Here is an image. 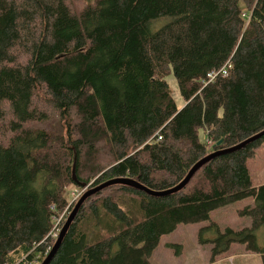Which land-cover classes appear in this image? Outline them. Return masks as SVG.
I'll return each mask as SVG.
<instances>
[{"label": "trees", "instance_id": "1", "mask_svg": "<svg viewBox=\"0 0 264 264\" xmlns=\"http://www.w3.org/2000/svg\"><path fill=\"white\" fill-rule=\"evenodd\" d=\"M262 132L264 0H0V264L48 256L67 189H82L73 164L89 189L150 194L88 197L48 264H150L163 236L199 222L211 260L241 244L264 264V184L248 169L264 134L226 151ZM245 199L249 227L211 221Z\"/></svg>", "mask_w": 264, "mask_h": 264}, {"label": "rangeland", "instance_id": "2", "mask_svg": "<svg viewBox=\"0 0 264 264\" xmlns=\"http://www.w3.org/2000/svg\"><path fill=\"white\" fill-rule=\"evenodd\" d=\"M73 9H80L81 5L72 6ZM171 92L173 101L177 106H182V100L176 85L174 76L171 74L166 79ZM201 136V140H202ZM102 145H98V150L103 157H106V150ZM248 169L253 185L264 183V142L254 153L252 159L248 161ZM82 188V187H81ZM88 188L69 187L66 191V197L71 206H74ZM90 190V189H89ZM79 198V199H78ZM251 199H245L232 205L211 212L210 219L215 222L221 231L230 228L235 231L250 226V219L238 215V211L251 205ZM70 207V206H68ZM70 211V212H71ZM67 214L66 218L69 216ZM63 214L54 220V227L51 238L56 239L59 233V224ZM66 220V219H65ZM208 223L179 225L177 229L161 238L158 248L154 250L149 258L150 264H262L259 255L247 252L243 245L233 244L230 250L213 260L211 257V245H200L197 241L198 231ZM259 246L264 244V229L256 233ZM37 264V263H35Z\"/></svg>", "mask_w": 264, "mask_h": 264}, {"label": "water", "instance_id": "3", "mask_svg": "<svg viewBox=\"0 0 264 264\" xmlns=\"http://www.w3.org/2000/svg\"><path fill=\"white\" fill-rule=\"evenodd\" d=\"M264 132L250 138L249 140L245 141L244 143L234 147V148H231L229 150H226L227 152L228 151H235L239 148H242L243 146H245L246 144H249L251 143L252 141L258 139L261 135H263ZM220 153V152H219ZM217 154V153H216ZM214 154V155H216ZM212 156V155H211ZM211 156H208V157H205L203 158L202 160H200L199 162H197L188 172V174L186 175V177L183 179L182 182H180L176 187H174L172 190L170 191H167L166 193H163V194H167V193H176V192H179L180 190H182L190 181V179L194 176V174L203 166L207 163V161L211 158ZM72 178H73V181L77 184H79V186H81L82 188H88V186H86L85 184L83 183H80L78 180H77V177H76V174H75V164H73V168H72ZM116 184H125V185H129L132 187H135L137 189H140V190H144L146 191L147 193L150 194L149 191L143 189L141 186L137 185L136 183H133V182H126L122 179H115V180H111V181H108L106 182L105 184H101L100 186H97L96 188H91L88 190L81 196L79 197L80 199L78 200V202L76 203V205L74 206L73 210L70 212L69 216L66 218L65 220V223L62 225V227L60 228L59 230V233H58V237L54 243V245L52 246L48 256L45 258V260L42 262V264H48L51 260V258L54 256L55 254V251H57V248L59 247L66 231L68 230L69 228V224H71V222L73 221L74 217L76 216L78 210L80 209V207L82 206V204L84 203V201L90 197L91 195L101 191L102 189L108 187V186H112V185H116Z\"/></svg>", "mask_w": 264, "mask_h": 264}, {"label": "crops", "instance_id": "4", "mask_svg": "<svg viewBox=\"0 0 264 264\" xmlns=\"http://www.w3.org/2000/svg\"><path fill=\"white\" fill-rule=\"evenodd\" d=\"M262 184H264V183H262ZM262 184H258V185H255V186H260V185H262ZM258 257H260V256H258ZM261 259V258H260Z\"/></svg>", "mask_w": 264, "mask_h": 264}, {"label": "built area", "instance_id": "5", "mask_svg": "<svg viewBox=\"0 0 264 264\" xmlns=\"http://www.w3.org/2000/svg\"><path fill=\"white\" fill-rule=\"evenodd\" d=\"M224 75H226V73L225 72H222Z\"/></svg>", "mask_w": 264, "mask_h": 264}, {"label": "bare ground", "instance_id": "6", "mask_svg": "<svg viewBox=\"0 0 264 264\" xmlns=\"http://www.w3.org/2000/svg\"><path fill=\"white\" fill-rule=\"evenodd\" d=\"M217 77V76H216Z\"/></svg>", "mask_w": 264, "mask_h": 264}]
</instances>
